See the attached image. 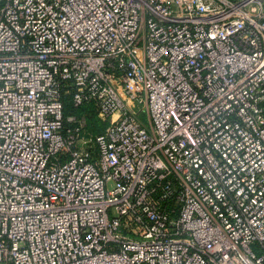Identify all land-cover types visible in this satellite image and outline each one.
<instances>
[{
    "label": "built area",
    "instance_id": "built-area-1",
    "mask_svg": "<svg viewBox=\"0 0 264 264\" xmlns=\"http://www.w3.org/2000/svg\"><path fill=\"white\" fill-rule=\"evenodd\" d=\"M0 264H264V0H0Z\"/></svg>",
    "mask_w": 264,
    "mask_h": 264
},
{
    "label": "trees",
    "instance_id": "trees-1",
    "mask_svg": "<svg viewBox=\"0 0 264 264\" xmlns=\"http://www.w3.org/2000/svg\"><path fill=\"white\" fill-rule=\"evenodd\" d=\"M63 101V114L70 115V114H85L86 120H87V126H88V133L87 135L90 137H93L95 135H98L102 132L106 124L100 122L96 114L92 111L90 106H85L82 108L74 109L71 105V100L69 95H63L62 98Z\"/></svg>",
    "mask_w": 264,
    "mask_h": 264
},
{
    "label": "rangeland",
    "instance_id": "rangeland-1",
    "mask_svg": "<svg viewBox=\"0 0 264 264\" xmlns=\"http://www.w3.org/2000/svg\"><path fill=\"white\" fill-rule=\"evenodd\" d=\"M71 106H72V105H71ZM142 121H143V123H144L145 125H148V121H147L146 117H143V118H142ZM108 188H110V185H108Z\"/></svg>",
    "mask_w": 264,
    "mask_h": 264
}]
</instances>
